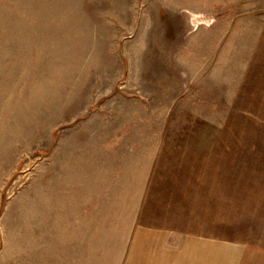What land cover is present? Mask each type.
<instances>
[{
    "label": "rangeland",
    "instance_id": "rangeland-1",
    "mask_svg": "<svg viewBox=\"0 0 264 264\" xmlns=\"http://www.w3.org/2000/svg\"><path fill=\"white\" fill-rule=\"evenodd\" d=\"M145 196L264 264V0H0V264H123Z\"/></svg>",
    "mask_w": 264,
    "mask_h": 264
},
{
    "label": "crops",
    "instance_id": "crops-1",
    "mask_svg": "<svg viewBox=\"0 0 264 264\" xmlns=\"http://www.w3.org/2000/svg\"><path fill=\"white\" fill-rule=\"evenodd\" d=\"M158 187H148L146 194H161ZM129 194V192H128ZM145 194V195H146ZM145 196L139 214L127 226V246L123 264H235L229 261L227 242L213 236L182 230L164 219L169 204ZM161 203V205H160ZM237 263V262H236Z\"/></svg>",
    "mask_w": 264,
    "mask_h": 264
}]
</instances>
